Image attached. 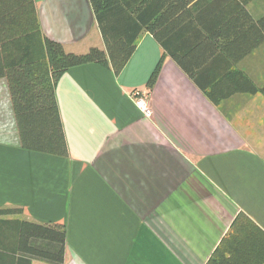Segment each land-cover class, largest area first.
I'll use <instances>...</instances> for the list:
<instances>
[{"label":"crops","instance_id":"crops-1","mask_svg":"<svg viewBox=\"0 0 264 264\" xmlns=\"http://www.w3.org/2000/svg\"><path fill=\"white\" fill-rule=\"evenodd\" d=\"M34 3L42 33L67 51L106 49L91 0ZM246 7L264 15V0ZM26 9L27 0H0V36L17 32ZM195 35L185 13L162 41L143 31L119 74L98 63L69 68L56 87L66 155L22 148L0 77V208L65 225L64 264H207L215 251L217 264H264V91L232 93L228 74L242 70L264 87V41L237 58L235 48L196 49ZM134 91L148 94L152 117Z\"/></svg>","mask_w":264,"mask_h":264},{"label":"trees","instance_id":"trees-1","mask_svg":"<svg viewBox=\"0 0 264 264\" xmlns=\"http://www.w3.org/2000/svg\"><path fill=\"white\" fill-rule=\"evenodd\" d=\"M247 1L157 0L154 4V0H144L146 7L131 8L123 0H91L106 49L94 46L76 53L42 33L34 0H27L26 21H19L17 32L11 36H0V77L9 85L22 148L66 155L56 98L61 76L69 68L86 63H98L119 74L135 52L139 35L146 30L164 40L160 32L168 29L176 16L192 14L196 49L210 43L215 51L239 49L237 58L244 57L264 41V15L255 19L246 7ZM208 14L217 15L215 21H208ZM223 37H232L231 46L223 44ZM238 40L240 45L236 46ZM162 63L161 58L149 79V88L156 82ZM228 74L237 83L232 93L264 91L242 70L233 68ZM21 213L19 207L0 208V258L9 264V258L14 261L17 254L16 264H32L34 259L64 264L66 226L13 216ZM240 217L246 215L241 213L237 219ZM216 253L207 264H217Z\"/></svg>","mask_w":264,"mask_h":264},{"label":"built area","instance_id":"built-area-1","mask_svg":"<svg viewBox=\"0 0 264 264\" xmlns=\"http://www.w3.org/2000/svg\"><path fill=\"white\" fill-rule=\"evenodd\" d=\"M133 96L138 108L143 112L146 117H152L153 109L148 99V94L145 92L134 91Z\"/></svg>","mask_w":264,"mask_h":264}]
</instances>
